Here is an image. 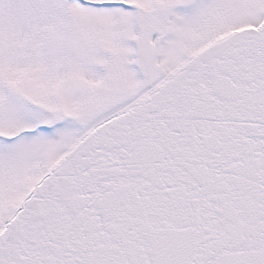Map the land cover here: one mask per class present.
<instances>
[{
	"label": "snow or ice",
	"instance_id": "obj_1",
	"mask_svg": "<svg viewBox=\"0 0 264 264\" xmlns=\"http://www.w3.org/2000/svg\"><path fill=\"white\" fill-rule=\"evenodd\" d=\"M0 264H264V0H0Z\"/></svg>",
	"mask_w": 264,
	"mask_h": 264
}]
</instances>
